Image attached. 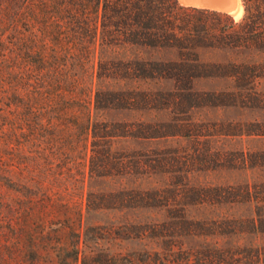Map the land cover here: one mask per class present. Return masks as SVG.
I'll use <instances>...</instances> for the list:
<instances>
[{"label": "rangeland", "instance_id": "374dc122", "mask_svg": "<svg viewBox=\"0 0 264 264\" xmlns=\"http://www.w3.org/2000/svg\"><path fill=\"white\" fill-rule=\"evenodd\" d=\"M240 3L238 17L223 13L239 20ZM119 51L133 58H179L169 48ZM197 52L207 64L243 58L229 50ZM255 59L264 63V52ZM193 86L198 93L176 110L92 109L101 121L170 124L174 130L166 129V136L113 143L152 165L159 160L157 171L92 178L90 143L77 136L62 144L68 163L60 155L50 170L36 169L26 147L18 150L14 142L9 148L16 147L17 155L7 154L11 130L0 123V264H74L75 245L81 259L75 264H264V76L255 94L227 93L232 83L221 77L196 79ZM151 188L162 190L160 207L98 200L102 192Z\"/></svg>", "mask_w": 264, "mask_h": 264}, {"label": "trees", "instance_id": "16d2710c", "mask_svg": "<svg viewBox=\"0 0 264 264\" xmlns=\"http://www.w3.org/2000/svg\"><path fill=\"white\" fill-rule=\"evenodd\" d=\"M241 2L244 14L234 20L175 0H0V123L11 130L5 151L17 155L12 151L16 147L9 148L15 142L18 150L26 147L32 154L28 164L50 170L60 155L69 162L62 144L77 136L90 143L92 178L157 171L159 160L152 165L143 154L116 150L113 143L160 138L166 129L174 130L170 124L101 121L93 119L92 109L176 110L198 93L194 81L208 77L230 80L233 88L227 93L255 94L264 76V63L255 59L264 52V0ZM130 46L175 49L179 58L119 54ZM205 48L234 51L243 58L203 63L197 51ZM138 80L161 86L127 84ZM165 83L168 88L162 87ZM126 192H102L98 200L157 208L164 198L161 188ZM79 256L75 245L74 264L81 262Z\"/></svg>", "mask_w": 264, "mask_h": 264}, {"label": "water", "instance_id": "95a60500", "mask_svg": "<svg viewBox=\"0 0 264 264\" xmlns=\"http://www.w3.org/2000/svg\"><path fill=\"white\" fill-rule=\"evenodd\" d=\"M177 1L180 3V5H183V6H193V7H198V8L212 9V10H217L220 12H225V13L230 14L228 11L225 10V8H222L223 4H225L227 0H211L210 1L211 3L208 2L207 4L204 3V0H177ZM207 1L208 0H205V2ZM216 5L218 6V8L215 7Z\"/></svg>", "mask_w": 264, "mask_h": 264}, {"label": "bare ground", "instance_id": "6f19581e", "mask_svg": "<svg viewBox=\"0 0 264 264\" xmlns=\"http://www.w3.org/2000/svg\"><path fill=\"white\" fill-rule=\"evenodd\" d=\"M210 1L211 0H208L207 2H205V0H204V3H206V4L208 2L211 3ZM215 7L218 8L217 5ZM219 7H221V6H219ZM222 8H225V10L228 11L234 17H238L241 14V12H242V5L240 3V0H227L226 3L223 4Z\"/></svg>", "mask_w": 264, "mask_h": 264}]
</instances>
